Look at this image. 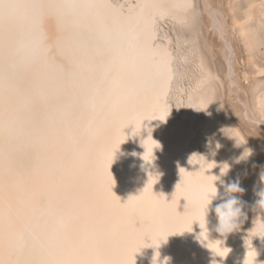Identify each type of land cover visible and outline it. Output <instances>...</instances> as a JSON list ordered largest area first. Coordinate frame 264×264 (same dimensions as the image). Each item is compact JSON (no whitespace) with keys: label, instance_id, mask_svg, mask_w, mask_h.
<instances>
[{"label":"bare ground","instance_id":"obj_1","mask_svg":"<svg viewBox=\"0 0 264 264\" xmlns=\"http://www.w3.org/2000/svg\"><path fill=\"white\" fill-rule=\"evenodd\" d=\"M261 165L264 0H0V264H264Z\"/></svg>","mask_w":264,"mask_h":264},{"label":"clouds","instance_id":"obj_2","mask_svg":"<svg viewBox=\"0 0 264 264\" xmlns=\"http://www.w3.org/2000/svg\"><path fill=\"white\" fill-rule=\"evenodd\" d=\"M153 141L161 147V145L157 141L155 140ZM219 147L220 145L217 142L216 148L219 149ZM215 154H216L215 152L212 153L213 156ZM251 154H252L251 149H246L244 153H242L239 157L235 158V162L240 163L241 161H246L248 157L251 156ZM133 155H135V153H133ZM199 156L203 157L205 161V157L203 155H199ZM211 163H214V162H210L206 164H211ZM219 167H220V175L219 176L209 175L214 178L213 184L211 185L209 189L205 190L203 193V197H202L204 201L203 220L205 222V227H206L208 223L207 215L210 210L214 211L218 219V224L215 226L214 230L218 232L221 236H224L226 238L228 234L239 229L240 224L242 223V219L243 220L247 219V213L244 211L245 202L239 199V196L244 193L245 189L241 186L239 177H237L234 180L228 181L227 183H225V181L221 179V177L226 176L228 172L230 171L231 166L227 162L222 163L221 165H219ZM260 167H261V171L259 173V179L262 183H264V165H261ZM180 169H183V168H180ZM201 170L202 168L200 165L199 171L190 173V174L198 173ZM159 175H162V174H158L157 176L153 178L158 180ZM217 180H219L220 185L223 187L224 194L222 196H219V199L221 202L217 203L214 209H210V205L212 204V201L218 198L219 189L215 186V181ZM257 195L259 199L256 202V207H258L261 210H264V188H262L257 193ZM199 227L201 230H203L200 225ZM206 230L207 232L209 231L207 227H206ZM201 233L202 231L200 232L199 236H201ZM219 241L220 240H216L213 242L218 243ZM162 244H164L163 241L160 242V246L158 248H155L156 251L154 252V255L152 257L150 264H171L172 257L163 256V258H161L159 248L162 246ZM229 250L231 249L224 246V248L220 250L221 254L218 255V257L222 258L227 253L226 255V258H227L229 253L231 252V251L229 252ZM211 264H217L216 260H212ZM243 264H245V259L243 261Z\"/></svg>","mask_w":264,"mask_h":264},{"label":"rangeland","instance_id":"obj_3","mask_svg":"<svg viewBox=\"0 0 264 264\" xmlns=\"http://www.w3.org/2000/svg\"><path fill=\"white\" fill-rule=\"evenodd\" d=\"M118 1H124V0H118ZM173 45H174V50L177 51V47H176V42L175 41L173 42ZM177 92H178L177 90H174L170 94V102L172 104V108H174V109L176 107V93ZM219 95H220V93L218 94V97H219ZM220 133H221L222 136L228 137L229 130H228V128L223 127V129H222V131ZM243 223H244V221H242V223L240 224L239 229L236 230L237 238H238V240L240 239L238 241V243H239L238 245H240V246H241V243H245V241H252V239H253V241H255V238H256L255 236H252V234L248 232L249 231L248 227L251 226L250 222H248V223L245 222L244 226H243Z\"/></svg>","mask_w":264,"mask_h":264}]
</instances>
